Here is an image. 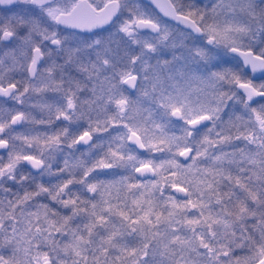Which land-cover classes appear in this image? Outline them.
Segmentation results:
<instances>
[{"label": "snow or ice", "instance_id": "snow-or-ice-1", "mask_svg": "<svg viewBox=\"0 0 264 264\" xmlns=\"http://www.w3.org/2000/svg\"><path fill=\"white\" fill-rule=\"evenodd\" d=\"M0 151V264H264V0H0Z\"/></svg>", "mask_w": 264, "mask_h": 264}, {"label": "rangeland", "instance_id": "rangeland-1", "mask_svg": "<svg viewBox=\"0 0 264 264\" xmlns=\"http://www.w3.org/2000/svg\"><path fill=\"white\" fill-rule=\"evenodd\" d=\"M49 96L52 98L51 94H49ZM13 103L14 102H12V101H7V105L6 106L12 107L13 106ZM40 118H41V116L39 118H37V119H40ZM32 127L33 126L30 125V124H24V125H20V127L18 129H16V131H24L25 129H31ZM56 127H61V125L60 124H57ZM35 130L36 131L43 132L46 129H45L44 126H36V129ZM65 151H67V150L65 149ZM83 151H85V147L78 148V150L76 151V155H79L80 152H83ZM4 154L7 156V153L6 152H4ZM33 173L38 176V173H35V172H33ZM43 182H45V183H54L55 182V179L54 178H51V177L45 176V177H43Z\"/></svg>", "mask_w": 264, "mask_h": 264}, {"label": "flooded vegetation", "instance_id": "flooded-vegetation-1", "mask_svg": "<svg viewBox=\"0 0 264 264\" xmlns=\"http://www.w3.org/2000/svg\"><path fill=\"white\" fill-rule=\"evenodd\" d=\"M97 2H100V0H97ZM159 15H160V14H159ZM173 24H175V23L173 22ZM48 98H49V99H52L50 96H48ZM33 115H34L36 118H39V117L41 116V114H40L39 111H37V110H34V111H33ZM19 127H20V125L17 126L16 129H18ZM80 147H85V146H82V145H81V146H79L78 148H80ZM0 155L4 156L5 154H4L3 151H0ZM4 158L6 159L7 156L5 155ZM21 171H22V172H27V171H29V167H28L27 165H25V166L21 169ZM33 172H35V171H33Z\"/></svg>", "mask_w": 264, "mask_h": 264}, {"label": "water", "instance_id": "water-1", "mask_svg": "<svg viewBox=\"0 0 264 264\" xmlns=\"http://www.w3.org/2000/svg\"><path fill=\"white\" fill-rule=\"evenodd\" d=\"M152 7L154 8V10H155L158 14H160L161 16H163V13H160V12H159V9H156L154 5H153ZM165 19H167V18H165ZM174 23H175V22H174ZM18 126H19V125H18ZM28 167H30V166H28ZM33 171H34V170H33ZM177 196H178V197H182L183 194H182V193H178Z\"/></svg>", "mask_w": 264, "mask_h": 264}, {"label": "trees", "instance_id": "trees-1", "mask_svg": "<svg viewBox=\"0 0 264 264\" xmlns=\"http://www.w3.org/2000/svg\"><path fill=\"white\" fill-rule=\"evenodd\" d=\"M75 190V189H74Z\"/></svg>", "mask_w": 264, "mask_h": 264}]
</instances>
